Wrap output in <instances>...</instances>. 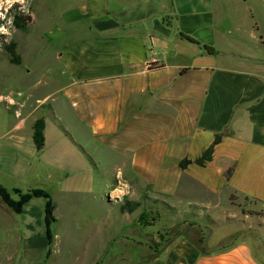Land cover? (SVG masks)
Listing matches in <instances>:
<instances>
[{
  "label": "crops",
  "instance_id": "crops-1",
  "mask_svg": "<svg viewBox=\"0 0 264 264\" xmlns=\"http://www.w3.org/2000/svg\"><path fill=\"white\" fill-rule=\"evenodd\" d=\"M230 2L79 0L62 8L44 32L48 41H60L54 88L43 97L52 105L38 111L45 119V144L39 149L33 125L0 108V187L46 183L77 189L83 167H98L106 157L115 163L104 179L109 189L129 173L175 208L211 210L219 197L231 201V195L264 205V55L251 50L264 46V29L248 0H239L256 36L237 34L243 28ZM219 16L231 18L235 28L225 21L221 27ZM210 147V159L198 163ZM101 149L107 156L94 158ZM10 211L16 214L0 195V216L15 221ZM2 226L0 261L11 248ZM227 234L225 229L210 241ZM133 264L264 260L247 239L212 250L181 230L155 255Z\"/></svg>",
  "mask_w": 264,
  "mask_h": 264
},
{
  "label": "rangeland",
  "instance_id": "rangeland-1",
  "mask_svg": "<svg viewBox=\"0 0 264 264\" xmlns=\"http://www.w3.org/2000/svg\"><path fill=\"white\" fill-rule=\"evenodd\" d=\"M78 2L12 0L11 7L6 2L0 7L4 17L0 19V25L8 29V33L0 32V108L13 113L21 124L33 125V129L38 119H44L38 111L52 105L43 97L53 91L51 80L56 75L52 76V73L59 70L54 51L60 41H48L45 28L59 19L62 8ZM248 2L260 28L264 29L262 0ZM230 5L239 19L238 28H243L237 34L246 40L256 36L239 0H232ZM19 14L32 18L26 29L16 27L13 22L14 16ZM219 21L221 27L225 21L235 28L229 17L219 16ZM246 48L250 49L249 46ZM251 50L255 52L254 56L264 55V46L258 51ZM3 115L5 126L7 116ZM102 150L94 152V158L107 156ZM99 164L98 167L93 163L83 165L78 178L84 176L85 179L82 185L81 182L77 184V189L63 190L59 185L46 183L15 185L30 189L4 187L11 199L17 201L21 197L27 199L33 189H44L51 195L56 208L55 221L50 227H46L42 211L45 199L42 197L33 196L24 202L21 213L10 211L16 222L0 216L4 241L11 247L0 264H133L155 255L164 241L181 230L188 232L202 248L212 250L247 239L264 260L263 204L234 195L232 202L219 197L218 208L211 210L201 209L198 205L172 210L166 206V203L171 204L166 195L156 193L151 186L141 184L129 173L122 175L121 182L107 188L108 181L104 179L113 174L115 163L105 157ZM208 216L215 219V224L209 223ZM108 219L112 224L114 220L115 224L108 225ZM194 223L196 227L188 230ZM48 229L52 235L50 246L46 243ZM225 229L229 234L211 243L210 239Z\"/></svg>",
  "mask_w": 264,
  "mask_h": 264
},
{
  "label": "trees",
  "instance_id": "trees-1",
  "mask_svg": "<svg viewBox=\"0 0 264 264\" xmlns=\"http://www.w3.org/2000/svg\"><path fill=\"white\" fill-rule=\"evenodd\" d=\"M31 21L32 18L27 14L15 15L13 19L15 26L20 29H26ZM212 52L216 53L217 51L212 50ZM151 66L156 67L160 65H157L156 63H152ZM44 128H45L44 119H38L35 123V128H34V140L39 149H41L45 144ZM211 152L212 149L210 147L204 152L203 156L197 159V162L202 164L205 159H210ZM187 162L188 160H183L181 162V166L184 167ZM15 190L19 192V189H15ZM0 195L6 206L15 213H21L23 210L24 202L29 200L31 197L33 196L42 197L45 199L44 213H45L46 227H50V225L55 221V216H54L55 204L53 202L51 195L44 189L41 188L33 189L32 193L27 194L28 196L27 199L21 197L18 201L11 199V197L9 196L8 192L5 190L4 187L0 188ZM233 196L234 195H231L230 197L231 202L233 200ZM166 206H168V208L172 210H177L175 207L169 205L168 203H166ZM208 221L210 224H215V219L211 216H208ZM46 233H47L46 243L49 244L50 246V244L52 243V235L50 234L49 229L47 230Z\"/></svg>",
  "mask_w": 264,
  "mask_h": 264
},
{
  "label": "clouds",
  "instance_id": "clouds-1",
  "mask_svg": "<svg viewBox=\"0 0 264 264\" xmlns=\"http://www.w3.org/2000/svg\"><path fill=\"white\" fill-rule=\"evenodd\" d=\"M4 2L7 3L8 7H11L12 0H4ZM4 2H0V7H4ZM6 10H7V9H5V11H6ZM3 18H4V17H3V14L0 13V19H3ZM8 23L11 24L12 21L9 20ZM0 32H2V33H8V29L5 28L3 25H0Z\"/></svg>",
  "mask_w": 264,
  "mask_h": 264
}]
</instances>
